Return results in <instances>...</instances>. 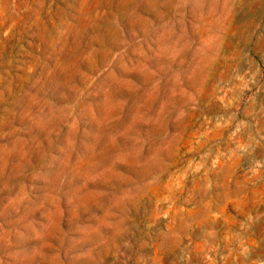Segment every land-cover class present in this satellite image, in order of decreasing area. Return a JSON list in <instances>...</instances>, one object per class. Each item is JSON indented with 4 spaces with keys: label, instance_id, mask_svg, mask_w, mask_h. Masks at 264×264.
Wrapping results in <instances>:
<instances>
[{
    "label": "rangeland",
    "instance_id": "obj_1",
    "mask_svg": "<svg viewBox=\"0 0 264 264\" xmlns=\"http://www.w3.org/2000/svg\"><path fill=\"white\" fill-rule=\"evenodd\" d=\"M0 264H264V0H0Z\"/></svg>",
    "mask_w": 264,
    "mask_h": 264
}]
</instances>
